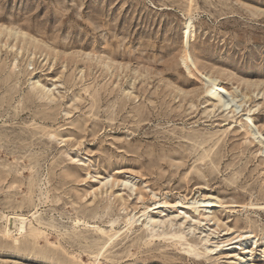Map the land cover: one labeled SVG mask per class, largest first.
<instances>
[{
    "label": "rangeland",
    "instance_id": "1",
    "mask_svg": "<svg viewBox=\"0 0 264 264\" xmlns=\"http://www.w3.org/2000/svg\"><path fill=\"white\" fill-rule=\"evenodd\" d=\"M202 199L223 206L198 223L188 204ZM155 200L181 204L129 230ZM12 211H37L45 238L0 236V264H264V0H0V212ZM149 216L171 221L150 236Z\"/></svg>",
    "mask_w": 264,
    "mask_h": 264
},
{
    "label": "bare ground",
    "instance_id": "2",
    "mask_svg": "<svg viewBox=\"0 0 264 264\" xmlns=\"http://www.w3.org/2000/svg\"><path fill=\"white\" fill-rule=\"evenodd\" d=\"M183 63L185 66V70L189 74L197 78L200 81V83H202L204 92L209 100H212L220 108L221 107L227 108L231 104V101L234 98L233 95L231 94L229 90L221 86L219 81L216 78L209 76V74L207 75V74L201 73L197 69L191 57L189 56L185 57V60ZM248 118L250 117H247L246 119ZM247 130H246V133L250 134V136H252L253 138H256L257 134H259L256 129L254 130V129L249 128ZM8 176L9 174H7V177ZM102 184L103 183L101 182V185ZM136 195H137V198L140 199L141 201L144 199L141 192H136ZM152 196L155 197L154 193L150 197ZM179 204H181V202L177 201L175 204H170L166 200H155L152 203V207H150L151 205L146 206V208L143 209V212H142L143 214L139 215L138 217H136L135 215L129 217L126 224H129V227H130L129 230H131L133 228V225H135V223L139 221V219L144 215V213L146 212L149 213L150 211L162 209L164 207H170V205L176 206ZM196 205H199V206H196ZM221 206H223L222 203L216 199H202L201 201L193 200L191 204H188L189 209H194L197 212L198 223L201 222V220H205V221L210 220L209 215L205 214L207 213L206 211L207 208H212V207L216 208V207H221ZM199 208L204 209V212H202V210H198ZM37 214H38L37 211H32L31 215L30 213L24 214V213H20L17 211H12L10 213H4V212L1 213V218L4 219L5 225L3 228V232L0 234V236L3 237L4 239H13L12 241H13L14 246H17L18 244H20L17 237H14L15 233L22 232V234H27L29 232L28 236L35 237V238H42V237L45 238L44 231L40 230L38 227L32 226L31 224L32 222H30V220L28 219L29 216L36 219ZM170 221L171 220H165V219L153 220V218L149 216L147 217L146 222L143 224V229L146 231L147 234H150V236L158 235L157 232L159 231V229L163 227V225L164 227H167V223H170ZM112 223H114V221H112ZM11 224H12V227H11ZM151 224H154V226H151ZM161 234L167 236L170 240H176L177 242L184 241L185 243H182V244H185V247L183 249L187 254L189 255L194 254L197 256L199 255L196 250V245L192 243L191 241H187L183 233L180 234V233H175V232L161 231ZM47 256L48 255L46 254V252L45 253L43 252V248L41 249L39 248L35 250L34 252L32 251V254H31L32 258H37V259L41 257L46 258ZM92 264H95V263L93 262Z\"/></svg>",
    "mask_w": 264,
    "mask_h": 264
}]
</instances>
